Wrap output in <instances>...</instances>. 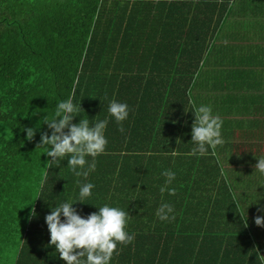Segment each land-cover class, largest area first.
I'll return each instance as SVG.
<instances>
[{
	"label": "trees",
	"instance_id": "16d2710c",
	"mask_svg": "<svg viewBox=\"0 0 264 264\" xmlns=\"http://www.w3.org/2000/svg\"><path fill=\"white\" fill-rule=\"evenodd\" d=\"M210 1L0 0V264H64L47 243L44 217L50 207L78 196L77 180L95 185L89 200L73 204L81 216L105 203L130 215L126 231L134 238L126 246L117 245L110 264L227 263L220 256L232 249L228 244L216 240L210 244L196 234H177L174 238L179 241L168 240L172 236L163 231L169 220L156 215L157 208L167 203L173 209L172 221L179 211L181 217L204 218L190 205L203 203L208 194L198 199L186 189L198 182L215 186L216 203L209 202L212 217L241 219L237 212L249 203L245 219L262 214L257 205L264 206V177L242 178L240 168L235 167L230 169L234 177L226 180L219 164H211L215 172L210 179L200 172L196 176L205 179L187 183L185 172L194 169L192 148L173 150L167 144L177 138L170 132L177 135L180 131L181 141L183 135H191L194 117L187 115L180 127L171 93L163 110L158 100L161 94L153 96V87L161 89L165 82L169 89L176 88V80L160 67L162 23L173 30V41L180 45L175 12L193 6L202 10L200 5L215 8L216 0ZM163 34L168 39L170 32L165 28ZM70 96L81 107L71 122L88 119L91 125L107 118L104 136L108 143L87 177L73 176L66 160L49 167L45 176L44 161L50 157L41 153L44 149L38 143L40 133L50 130L42 118L50 117L56 102ZM111 99L130 109L119 125L107 111ZM26 127L35 130L31 140L25 138ZM173 151L178 155L172 156ZM165 170L175 173L167 186L161 174ZM233 193L239 205L231 202Z\"/></svg>",
	"mask_w": 264,
	"mask_h": 264
},
{
	"label": "crops",
	"instance_id": "0c3cea01",
	"mask_svg": "<svg viewBox=\"0 0 264 264\" xmlns=\"http://www.w3.org/2000/svg\"><path fill=\"white\" fill-rule=\"evenodd\" d=\"M214 2L215 8L209 6L205 9L204 5H200L202 10L193 6L188 11L175 12L174 28L177 34H181L180 45L174 43L172 29L164 23L160 27L164 56L160 60V67L165 69L163 73L176 80L174 89H169L167 82L161 89L153 87L154 98L161 94L158 99L160 108H166L167 102L164 100L170 92L171 98L176 99V123L181 122V127L186 116L192 115L187 102V93L190 92L197 105H210L213 115H218L223 121L221 134L224 143L216 147L214 155L211 150L204 156L191 155L194 169L185 172L187 183L192 179H205L196 176L200 172L210 179L214 171L209 168L211 164H219V173L226 180L234 177L230 169L235 167L240 168L242 178L264 177L254 167L257 158H264V0ZM165 28L170 32L168 39L163 34ZM152 44L155 45L156 41ZM170 133V136H177L174 142L168 141L167 144L173 150L181 146L195 147L191 135H183L181 141L178 138L180 131L177 135ZM188 186L186 189L191 190L198 199L215 188L210 182L207 185L198 182ZM206 202L196 201L190 205L192 211H199L204 218L194 217L193 212L192 218L181 217L179 211L175 220H169L164 225L167 231H163L172 236L168 240L179 241L174 238L177 234H196L209 243L216 240L228 244V248L232 249L220 256L227 260L226 264H264V224L256 225L253 218L244 222L241 219H217L211 216L212 204ZM258 206L264 221V206ZM207 257L215 258L211 254Z\"/></svg>",
	"mask_w": 264,
	"mask_h": 264
},
{
	"label": "clouds",
	"instance_id": "9594fccd",
	"mask_svg": "<svg viewBox=\"0 0 264 264\" xmlns=\"http://www.w3.org/2000/svg\"><path fill=\"white\" fill-rule=\"evenodd\" d=\"M187 95L189 111L194 117L191 124V141L195 147L190 154L204 156L211 150L214 155L216 147L224 143L221 134L223 121L218 115H213L210 105H197L191 98V93L188 92ZM80 109L79 104H74L70 96L66 100L56 102L50 117L43 116L42 121L50 130L48 133H40L38 143V146L44 149L41 153L50 157L44 161L45 176L49 167L60 166V162L66 160L73 176L87 177L95 170V158L105 152L108 143L104 136L108 124L107 118L95 121L91 125L88 119H79V122L72 123L73 117L79 114ZM129 110V106L124 102L115 99L108 102V114L118 125L128 118ZM34 131L32 127L24 128L25 138L31 140ZM170 154L178 155L177 152ZM87 157L91 160L86 159ZM254 167L264 175V158H257ZM161 174L166 177L165 186L175 179V173L171 170H165ZM43 182L41 180V185ZM76 184L79 189L78 196L50 207V212L44 217L49 233L47 243L54 246L55 252L64 264H110L117 245L126 246L134 238L133 234L126 231L130 215L122 208L105 203L99 207L93 204L97 207V211L81 216L73 204L77 201L84 203L89 200L95 185L91 182L81 183L80 180H77ZM160 191L163 193L165 187ZM169 191L171 192V189ZM36 197H40L39 192ZM231 202L234 206L241 203L236 193H233ZM249 204L242 212H237L242 222L245 221ZM172 211L170 204L162 203L157 208L156 215L160 220H170L169 214ZM31 214L35 215L34 209L31 210ZM254 222L258 226L264 224L260 216L255 217Z\"/></svg>",
	"mask_w": 264,
	"mask_h": 264
},
{
	"label": "rangeland",
	"instance_id": "374dc122",
	"mask_svg": "<svg viewBox=\"0 0 264 264\" xmlns=\"http://www.w3.org/2000/svg\"><path fill=\"white\" fill-rule=\"evenodd\" d=\"M215 188H213L211 191H212V194H208L206 197H204L201 201H208V202H214L216 203V199H215ZM211 212V211H210ZM4 264H8V263H4Z\"/></svg>",
	"mask_w": 264,
	"mask_h": 264
}]
</instances>
